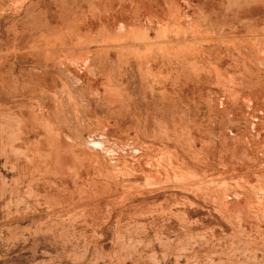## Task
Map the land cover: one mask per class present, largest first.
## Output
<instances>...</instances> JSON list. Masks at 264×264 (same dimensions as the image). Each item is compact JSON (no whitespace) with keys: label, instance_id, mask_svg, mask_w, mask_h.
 I'll return each mask as SVG.
<instances>
[{"label":"rangeland","instance_id":"rangeland-1","mask_svg":"<svg viewBox=\"0 0 264 264\" xmlns=\"http://www.w3.org/2000/svg\"><path fill=\"white\" fill-rule=\"evenodd\" d=\"M0 264H264V0H0Z\"/></svg>","mask_w":264,"mask_h":264}]
</instances>
